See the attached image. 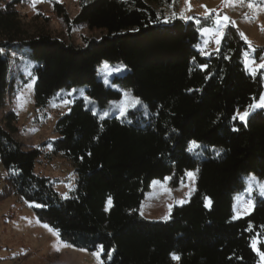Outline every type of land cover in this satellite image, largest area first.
<instances>
[{
	"label": "trees",
	"instance_id": "1",
	"mask_svg": "<svg viewBox=\"0 0 264 264\" xmlns=\"http://www.w3.org/2000/svg\"><path fill=\"white\" fill-rule=\"evenodd\" d=\"M19 1L0 3V109L8 84L4 52L13 46L25 47L37 63V110L60 89L84 87L99 108L120 99V92L98 79L104 61L127 69L111 81L143 107L100 119L82 99H74L57 118V139L47 158L59 156L74 172L75 187L66 199L35 174L42 150H22L13 137L16 115L5 114L0 164L7 176L0 199L12 193L33 205L38 220L69 245L89 252L103 246V264H258L250 242L264 238V199L253 194L251 212L233 218L234 197L246 177L264 179V111L245 122L233 119L263 93L262 72L251 75L245 69L249 44L241 32L228 25L218 49L203 56L197 48L200 31L212 19L166 20L161 4L173 0H78L73 19L55 2L54 12L67 30L102 31L99 40H84L78 47L44 32L26 37L16 11ZM253 49L260 63L264 47ZM192 141L214 151L206 149L205 157L197 158L188 150ZM191 170L196 171L195 191L186 204L173 208L168 221L138 215L154 180L169 176L178 186ZM259 250L264 252V243Z\"/></svg>",
	"mask_w": 264,
	"mask_h": 264
},
{
	"label": "rangeland",
	"instance_id": "2",
	"mask_svg": "<svg viewBox=\"0 0 264 264\" xmlns=\"http://www.w3.org/2000/svg\"><path fill=\"white\" fill-rule=\"evenodd\" d=\"M10 1L0 0V3L4 5ZM55 2L65 7L70 19H73L79 11L78 0H42V2L36 3L35 9L30 6V0H20L18 2L16 11L20 15L26 37L44 32L64 43L78 47L84 45V40H99L101 38L103 34L101 30L91 31L84 26H77L67 30L54 12L53 4ZM249 2L250 0H244L243 3L236 2V0H188L186 4L185 0H173L170 3L163 1L161 9L166 20L174 17L180 18L181 12L185 16L193 17L191 20H197L198 18H205L206 9L214 10L210 12L209 17L212 19L210 26L204 28L211 31L203 35L200 31V42L197 48L203 56H208L210 52L218 49L219 44H216L215 40L220 37L221 32L223 33L228 25H233L228 23L224 28L216 31L215 19L217 17H229L230 21L235 22L233 26L244 34V37L247 38V43L252 46L251 48L248 47V50L244 52V63L245 53L251 60H254L253 48L264 47V31H262L264 29V11H260L261 8H264V0H251L256 5L253 9L248 8ZM152 5L159 9L156 4L152 3ZM189 5L191 6L190 11L188 10ZM202 5L205 7H202ZM174 13L175 16L173 15ZM221 22L223 23V20ZM205 40L208 41L207 44L204 43ZM201 49H203V52ZM4 55L8 59V84L0 109V121L5 127L2 121L3 116L9 112H13L16 115L13 137L20 143L22 150L29 151L33 148L42 150V156L35 166V174L47 178L60 198H63L65 194L66 198H69L75 187V175L72 168L59 156L47 158L53 142L57 139L54 130L57 118L68 112L74 99H82L85 107L90 109L92 113L95 111V116L98 118L103 112L107 111L108 115L103 119L122 116L119 107L121 100L125 101L127 110L141 109L143 104L140 102L135 106H131L127 98L123 97V93L128 92L131 94V92L111 81L112 76L122 75L127 69L122 64L104 61L98 67V79L106 87L120 92V99L112 100L106 107L99 108L96 102L89 99L91 101L89 103L84 99V97H87L84 87L60 89L52 97V102L57 105L56 107L49 103L44 109L37 110L33 106L35 77L32 79L37 63L29 58L25 47L13 46L5 51ZM23 61L28 63L25 64ZM104 63H107L112 68H121L122 70L111 75H105L102 70ZM259 71L263 75L262 95H264V69ZM28 73H31V76ZM23 80H27V83L23 84ZM106 80L108 81L107 84L105 83ZM29 83L32 85L30 89L26 87ZM69 92L72 93L71 96L67 95ZM81 92H83L84 96H81ZM57 93H61V96L57 97ZM18 96L21 97L19 101L17 99ZM131 97L134 96L131 94ZM61 98H64V101H70V103L57 102ZM246 110L249 111L250 115L257 110L264 111V108L252 109L248 107ZM244 112L245 110L237 113ZM237 119L241 121L238 116ZM196 144L199 145V149L197 151L193 149L191 152L197 158L205 157L206 149H209L210 153L214 151L211 146ZM187 173H192V175L189 176ZM187 173L178 186L171 184V177L169 176L162 181L154 180L158 183H154V181L151 183L150 189L145 193L138 207V215L148 221H168L173 208L186 204L195 191L196 171L191 170ZM250 175L254 176L249 174L245 179L244 189L235 195L233 205L234 219L244 217L251 212L253 194L264 199L260 188V183H264V179L260 180L254 176L257 181L254 183L247 179ZM6 176L7 172L0 164V193L4 188V178ZM246 189H251V191H246ZM248 200L252 201L251 205L247 203ZM32 207L33 205L22 201L16 194L11 193L6 198L0 199V264H103L100 255L98 261L97 257L93 255L94 252H89L85 249V251H81L80 249L82 248L72 246L60 247L59 251L54 250V244L60 246L62 243H68L63 241L60 236L53 235L48 228H45L43 226L45 223L38 220ZM257 238L264 241L263 237ZM260 244L257 245L258 248ZM254 252L257 254L256 251ZM257 256L258 264H264V259H261L258 254Z\"/></svg>",
	"mask_w": 264,
	"mask_h": 264
},
{
	"label": "snow or ice",
	"instance_id": "3",
	"mask_svg": "<svg viewBox=\"0 0 264 264\" xmlns=\"http://www.w3.org/2000/svg\"><path fill=\"white\" fill-rule=\"evenodd\" d=\"M39 2H42V0H30V6L33 7V9H35L36 3H39ZM185 2L187 4L188 3V0H185ZM236 2L243 3L244 0H236ZM247 6H248L249 9H253V8L256 7V5L253 2H251V0H250V2L248 3ZM202 7H205V6L202 5ZM188 10L189 11L191 10V6L190 5L188 6ZM211 11H214V10H207L206 9L205 19H208L209 18ZM260 11H264V8H261ZM173 15L175 16V13ZM180 18L181 19H184V20H191V19H193V17H191V16H185L183 12L180 13ZM221 20H223V23L221 22ZM197 23H199V21H197ZM214 23L217 25L216 31H219L220 29L224 28L228 23H232L233 25L235 24V22L234 21H230L229 20V17H227V16H224L222 18L221 17H217L215 19ZM210 31L211 30H209V29H201V34L202 35L203 34H207ZM262 31H264V29H262ZM240 35L247 42V38L244 37V34L243 33H240ZM222 36H223V33L221 32L220 37L215 40V43L216 44H219L220 43V39L222 38ZM204 43L207 44L208 41L205 40ZM197 47H199V46L197 45ZM249 47L250 48L252 47L251 44H249ZM253 50H255V49H253ZM2 51L3 50H0V52H2ZM201 51L203 52V49H201ZM260 60H261V62L259 64H257L255 60H251L248 57L247 53H245V59H244L245 69L247 71H249L250 74L255 75L260 69H264V57H261ZM23 63L27 64L28 62L27 61H23ZM250 65H252V67H250ZM204 67H206V65H202L201 66L202 69ZM102 70L104 71L105 75H111L112 73L119 72L122 69L121 68H112L107 63H104L102 65ZM28 75L31 76V73H28ZM32 79H34V77ZM105 83L107 84L108 81L106 80ZM26 87H28L30 89L32 87V85L29 83V84L26 85ZM67 95L71 96L72 93L69 92ZM56 96L57 97H60L61 96V93H57ZM81 96H84L83 92H81ZM123 97L127 98L128 102H129V104L131 106H135L136 104H139L140 103V101H139L138 98L131 97V94L128 93V92L123 93ZM17 99L19 101L21 99V97L18 96ZM84 99L86 101H88L89 103H91V101L89 100V98L84 97ZM49 103L52 104L53 107H56L57 106L52 101H50ZM64 103H70V101H64ZM119 107H120V113H121V115H124L125 112L127 111V106L125 105V101L124 100H121L119 102ZM249 107L252 108V109H255V108H264V95H261L260 98H259V101L253 103ZM93 114L96 115V112L93 111ZM107 115H108V112L107 111L103 112L102 115L100 116V119H103ZM248 115H249V111L248 110H245L244 113H237V116H238V118L241 121H245ZM237 116H234L233 119H236ZM198 147H199V145H197L195 141H192V142H190V146H189V149L188 150L189 151H192L193 149L198 148ZM187 175L191 176L192 173H187ZM247 179L250 180V181H252V182H254V183L257 182L256 181V178L254 176H251V175ZM154 183H158V182H155L154 181ZM260 188H261V194L264 195V183H260ZM246 191H249L250 192L251 189H246ZM63 198H66V194L64 195ZM247 203L249 205H251L252 201L251 200H248ZM165 219H167V217H165ZM37 222L39 223V221H37ZM43 226L45 228H48L49 231H51L53 233V235H55L57 237L59 236V233L56 232L55 230L51 229L47 224H45ZM260 243H264V241H262V240H260V239H258L256 237H254L252 239V241L250 242V246L253 248L254 251L257 252V254L261 257V259H264V252H261L259 250V248L257 247V245L260 244ZM60 247H72V245H69V244H66V243H62L60 246H57L56 244L53 245V248L56 251H59L60 250ZM97 247H98V251L97 252H94L93 255L96 256L97 259H98V261H99V252L103 251V246H97ZM80 250L81 251H85L84 249H80ZM173 259H178V257H175L174 256Z\"/></svg>",
	"mask_w": 264,
	"mask_h": 264
},
{
	"label": "crops",
	"instance_id": "4",
	"mask_svg": "<svg viewBox=\"0 0 264 264\" xmlns=\"http://www.w3.org/2000/svg\"><path fill=\"white\" fill-rule=\"evenodd\" d=\"M235 198V197H234Z\"/></svg>",
	"mask_w": 264,
	"mask_h": 264
}]
</instances>
